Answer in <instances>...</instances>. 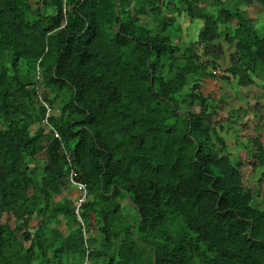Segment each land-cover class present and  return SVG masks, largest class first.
Masks as SVG:
<instances>
[{"label":"trees","instance_id":"trees-1","mask_svg":"<svg viewBox=\"0 0 264 264\" xmlns=\"http://www.w3.org/2000/svg\"><path fill=\"white\" fill-rule=\"evenodd\" d=\"M253 3L264 11V0H0V264H81L85 253L95 264H264V207L201 91L203 78L231 76L264 95V33L243 7ZM183 14L199 23L194 40ZM251 143L264 175V146ZM70 169L87 191L86 241Z\"/></svg>","mask_w":264,"mask_h":264},{"label":"rangeland","instance_id":"rangeland-1","mask_svg":"<svg viewBox=\"0 0 264 264\" xmlns=\"http://www.w3.org/2000/svg\"><path fill=\"white\" fill-rule=\"evenodd\" d=\"M226 2V6L230 7L231 2ZM243 7H246L244 9L248 11V14L254 19L255 26L259 29V32L263 34L264 11L260 5L253 3L250 6L244 5ZM178 20L183 28V38L185 40H194L196 30L199 26L198 21L189 20L184 14L179 16ZM225 46V56L222 55L220 59L222 68L229 65L227 54L232 51L231 48ZM21 67L23 68V72H25L23 64ZM256 83L261 84L262 81L257 79ZM255 87L258 90L261 89L260 86ZM36 89L40 90L39 86H36ZM201 91L205 95H210L213 99L212 104L215 111L213 118L219 120L222 126L221 134H223L226 141V149L224 150V153L229 154L231 158H237L244 161L243 166L240 168L243 184L254 195L255 199L252 203L256 207H264V175L261 174V169L254 170L250 167L251 159L248 153L250 150H254V146L251 143L252 138L254 137H258L264 146V95L240 88L237 86L235 79L231 76H229L228 80H220L217 77L203 78L201 80ZM67 92V88L64 87L62 93ZM239 107L245 109V112L240 111L238 109ZM44 162L45 154L43 151H40L33 160L29 161L28 165L34 172L36 179L40 175L41 167ZM73 188L77 191V198L81 195V191L74 186L69 192L72 191ZM73 193L74 192L72 191L66 193V195L68 197H74L75 193ZM127 202L128 201H124L122 203L123 208L127 213L133 212L132 207L129 206ZM58 228L64 233L68 232L64 219H61ZM30 230H32V228ZM86 264L95 263L90 261ZM96 264L99 263L96 261Z\"/></svg>","mask_w":264,"mask_h":264},{"label":"built area","instance_id":"built-area-1","mask_svg":"<svg viewBox=\"0 0 264 264\" xmlns=\"http://www.w3.org/2000/svg\"><path fill=\"white\" fill-rule=\"evenodd\" d=\"M44 104V107H45V116H44V119L43 121L47 124L48 123V116L49 114L51 113V107L46 103V102H43ZM48 130H50L51 134H52V138H60L59 137V134L58 132L50 125H48ZM72 174V172H71ZM70 180L72 183H74L82 192V196L74 203V213L76 214V217H77V220L80 222V224L83 226V222L82 220L80 219V216H79V212H80V208H81V204H82V201L84 200L87 192H86V189L85 187L83 186V184H81L80 182H74L70 176ZM83 234H84V238H86V235L83 231Z\"/></svg>","mask_w":264,"mask_h":264},{"label":"clouds","instance_id":"clouds-1","mask_svg":"<svg viewBox=\"0 0 264 264\" xmlns=\"http://www.w3.org/2000/svg\"><path fill=\"white\" fill-rule=\"evenodd\" d=\"M38 77H36V79H37ZM44 105V104H43ZM51 110H52V108H51ZM48 127V126H47ZM71 172H72V169H70L69 170V175H68V179L70 180V176H71V178H72V174H71ZM73 180V179H72ZM74 182H78V181H75V180H73ZM70 182H71V180H70ZM72 183V182H71ZM81 183V182H80ZM82 184V183H81ZM72 185H73V187L75 186L77 189H79L74 183H72ZM84 186V185H83ZM80 190V189H79ZM81 191V190H80ZM87 192V191H86ZM82 196V192H81V195H79L75 200H72L73 201V212H74V203L80 198ZM86 196H87V194H86ZM86 196H85V198H84V200L82 201V203L85 201V199H86ZM75 214V213H74ZM75 216H76V214H75ZM76 219H77V217H76ZM78 221V220H77ZM78 223H80L79 221H78ZM90 261H89V259L87 258V253H85V255H84V258H83V260H82V263L81 264H86V263H89Z\"/></svg>","mask_w":264,"mask_h":264},{"label":"crops","instance_id":"crops-1","mask_svg":"<svg viewBox=\"0 0 264 264\" xmlns=\"http://www.w3.org/2000/svg\"><path fill=\"white\" fill-rule=\"evenodd\" d=\"M74 193H75V195H74V197H70L71 198V200H75L76 199V194H77V191H76V189H74L73 188V190H72ZM72 191H70V192H72ZM69 191L67 192V193H70ZM73 193V194H74ZM69 196H73V195H69ZM124 201H127L126 199L124 200ZM123 201V202H124ZM122 202V203H123ZM128 204H130L129 202H127ZM131 205V204H130ZM132 207V206H131ZM133 209V208H132ZM125 209H123V213H125ZM79 216H80V212H79ZM61 217V216H60ZM80 219H81V217H80ZM63 220V219H62ZM82 220V219H81ZM65 221V220H64ZM83 222V221H82ZM79 225L81 226V228H82V235H83V238H84V234H83V231H84V233H85V235H86V238H84V240L86 241L87 239H88V233L86 232V230H85V225H84V223H83V226L79 223ZM65 226H66V224H65ZM66 228H67V226H66ZM61 231V230H60ZM62 232V231H61ZM68 232H66V233H64V232H62V234L63 235H66Z\"/></svg>","mask_w":264,"mask_h":264}]
</instances>
